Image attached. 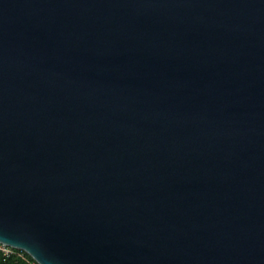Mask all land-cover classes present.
<instances>
[{
  "label": "water",
  "instance_id": "obj_1",
  "mask_svg": "<svg viewBox=\"0 0 264 264\" xmlns=\"http://www.w3.org/2000/svg\"><path fill=\"white\" fill-rule=\"evenodd\" d=\"M0 243L264 264V0H0Z\"/></svg>",
  "mask_w": 264,
  "mask_h": 264
},
{
  "label": "trees",
  "instance_id": "obj_2",
  "mask_svg": "<svg viewBox=\"0 0 264 264\" xmlns=\"http://www.w3.org/2000/svg\"><path fill=\"white\" fill-rule=\"evenodd\" d=\"M23 254V256H21ZM0 264H38L32 256L23 250H17L15 254L11 256H5L3 252H0Z\"/></svg>",
  "mask_w": 264,
  "mask_h": 264
},
{
  "label": "built area",
  "instance_id": "obj_3",
  "mask_svg": "<svg viewBox=\"0 0 264 264\" xmlns=\"http://www.w3.org/2000/svg\"><path fill=\"white\" fill-rule=\"evenodd\" d=\"M1 245H3V246H1ZM17 250H20V249H16V248L11 247L9 245H5L3 243H0V252H3V254L5 256H11V255L15 254ZM21 256H23V254Z\"/></svg>",
  "mask_w": 264,
  "mask_h": 264
},
{
  "label": "rangeland",
  "instance_id": "obj_4",
  "mask_svg": "<svg viewBox=\"0 0 264 264\" xmlns=\"http://www.w3.org/2000/svg\"><path fill=\"white\" fill-rule=\"evenodd\" d=\"M6 245V244H5ZM1 246H3V245H1Z\"/></svg>",
  "mask_w": 264,
  "mask_h": 264
}]
</instances>
